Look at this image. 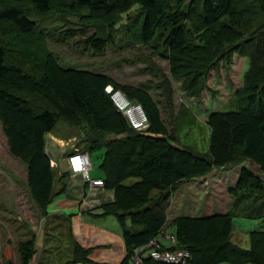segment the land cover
I'll use <instances>...</instances> for the list:
<instances>
[{"label":"trees","instance_id":"1","mask_svg":"<svg viewBox=\"0 0 264 264\" xmlns=\"http://www.w3.org/2000/svg\"><path fill=\"white\" fill-rule=\"evenodd\" d=\"M16 1L18 5L0 0V126L9 155L25 166L30 199L43 217L65 191L70 176H56L45 148L47 135L64 122L84 137L80 152L103 150L102 189L112 192L113 201L100 206L97 216H113L120 227L126 251L120 264H131L136 248L148 247L163 235L172 196L184 183L235 167L240 169L229 190L232 211L176 218L172 223L176 243L166 250H187L192 264H264V232L249 234L248 250L231 241L233 217L264 219V0H26L27 6ZM134 10L142 13L139 42L168 62L169 75L183 80L188 96L200 95L205 73L215 60H230L235 53L248 59L243 84L225 107L228 110L206 118L207 157L181 147L167 132L146 86L122 85L104 74L61 66L43 50L42 36L31 21L32 14L45 18L57 11L62 17H75L81 26H115L123 16L130 19ZM108 41L96 33L84 43L102 54ZM21 47L39 52L38 61L31 51L30 57L23 54ZM106 86L142 107L146 130L129 127L105 93ZM163 95L170 101L166 87ZM131 180L135 181L125 184ZM249 198L260 202L239 205ZM68 233L73 252L65 264H93L90 251L80 248ZM17 253L20 264H31L34 240L20 242ZM3 258L2 264H12L10 244Z\"/></svg>","mask_w":264,"mask_h":264},{"label":"rangeland","instance_id":"2","mask_svg":"<svg viewBox=\"0 0 264 264\" xmlns=\"http://www.w3.org/2000/svg\"><path fill=\"white\" fill-rule=\"evenodd\" d=\"M13 1L18 5L16 0ZM21 4L27 6L26 0H22ZM141 19L142 13L140 10H134L130 13V19L127 20V16H123L115 26H97L94 23L81 26L75 17H62L57 11L45 18L31 15V21L35 23L36 30L42 36L43 50L51 53L58 64L65 68H76L104 74L122 85L146 86L152 99L159 107L161 120L167 132L175 135L176 141L181 147L192 151L194 155L207 157L210 130L205 120L214 111L228 110L225 107H228L227 104L232 95L243 84L244 74L248 69V59L235 53L230 60H215L217 62L214 67L208 69L205 73V85L200 95L197 97L188 96L182 88L183 80H174L169 75L168 62L160 59L155 52L145 48L139 42L138 32ZM69 32L74 33L73 37L69 38V35H67ZM96 33L104 38L107 37V40H111L106 42L102 54L95 53L90 46L84 43L86 39ZM194 42L203 43L198 39H195ZM21 49L23 54L29 57L30 53H27V51H31L32 54L37 56V61L38 57L41 56V54H38L39 52L30 47L28 49L21 47ZM202 53L201 51L196 54L201 55ZM11 56L13 55L11 54ZM166 81L168 84L165 86ZM164 87L171 91L170 101L168 102L163 95ZM46 138V144L49 145V141L53 142L52 148H56L59 153V161L55 162L53 166L56 176L69 173L66 163L62 162L69 152L79 151L84 147V137L77 129L64 122H59L53 132L47 135ZM56 138L62 139V141H57ZM113 138L108 137L107 140ZM102 155L103 150L89 154L92 163L90 170L92 177L97 175L104 178V173L100 169ZM251 168L254 171L257 169L254 166H251ZM239 169L240 167H235L225 171L226 176L214 174L207 180L187 181L184 188L182 186L185 183L181 186V194L189 198V193L192 192L193 187L202 189L198 196V200L201 201V203L198 202L200 206H203V202L209 194L213 199H216L220 208L225 209L230 206L229 203L232 201L228 189L233 186ZM70 179L71 176H69L68 181ZM134 181H127L125 184L128 185ZM195 184L196 186H194ZM93 190H96V188L91 191ZM195 192L197 193V191ZM180 199L182 200V198ZM193 202L196 201L189 200V203L188 201L185 202L187 211L195 205ZM252 202L258 204L260 201L257 199L254 202L253 199L249 198L241 200L239 205L252 204ZM197 212H200V210ZM181 213L182 215H191L190 212L183 211ZM108 220L114 222L112 217ZM233 224L248 232L255 231L259 227L264 230V222L259 223L244 218H234ZM248 224H255L256 228L249 230L251 228ZM58 226L63 227L69 234L66 223L60 222L59 219H46L39 209L33 205L26 184L25 166L9 155L0 126V264L4 262L3 255L7 244H10L11 263H17L16 258H19L17 247L20 242L27 240H34L36 246V255L33 257L31 264H65V254L67 256V253H69L72 257L73 244H70V246L72 245L71 248L66 247L62 250L65 253L61 251L58 253L53 252V256L50 253L52 250L50 246L54 237L50 234L52 229ZM172 229L171 227L168 231H172ZM59 235L61 236V233ZM240 235L241 239L246 240V233H240ZM69 242L71 243L70 240ZM61 243L64 246V241ZM48 252L50 256L47 254Z\"/></svg>","mask_w":264,"mask_h":264},{"label":"crops","instance_id":"3","mask_svg":"<svg viewBox=\"0 0 264 264\" xmlns=\"http://www.w3.org/2000/svg\"><path fill=\"white\" fill-rule=\"evenodd\" d=\"M147 92L152 98L150 92L149 91ZM56 140L62 141V139H57V138ZM51 145L54 144L53 142L49 141V145L46 144L45 148L50 158L51 167H53L55 162L59 161V153L56 151V148H52ZM62 163L65 164L66 159ZM238 173L239 170L236 173L233 186L235 185V182L237 180ZM214 174L215 175L220 174L226 176L225 171L215 170L203 177L191 179V181L195 182V181L207 180ZM70 176L71 179L68 181L65 191L57 195L53 199L52 203L48 206L47 208L48 215L46 219L47 218H51V219L53 218L56 220L59 219L60 222L66 223L68 227V231L71 232V237L73 242L76 243L80 248L90 251L88 258L93 262V264H120L126 255L125 246L121 238L120 227L113 216H108V217L97 216L98 213H100V209H99L100 206L107 203H111L113 201L112 192L99 188L98 189L96 188V190L93 191L90 190L91 191L90 192L88 190L87 185L84 184L83 181H81L82 179L79 176H74L71 174ZM90 177L92 179L103 180V177L97 175L92 177L90 174ZM185 186L186 183L182 187L184 188ZM194 186H196V184ZM182 187L177 189V191L173 194V200L171 202V206L167 213V222L165 224V227L163 228V233L164 232L169 234L174 233V228L172 227V223L178 217L205 218L215 215H225L232 211L233 200L229 203L230 206L229 207L227 206L224 209V208H220L218 202H216V199H213L208 194L206 196L207 199L205 198L203 202L204 203L203 206H200L198 202L201 203V201L198 200V196L200 195L199 192L202 191V189L193 187L192 192L189 193V198H187L181 194ZM232 187H230L228 190H230ZM195 191H197V193ZM180 198H182V200ZM189 200L191 201L195 200L196 202H193L195 205L193 207H190V210L187 211V204L185 202L188 201L189 203ZM198 210H200V212H197ZM183 211L190 212L191 215H182L181 212ZM111 217L114 218V222L108 220ZM234 218H243V217L236 216L233 217V219ZM244 219L251 221H258L259 223L264 222V219H259V220L248 219V218H244ZM248 225L249 228H251L249 230H254V228H256L255 224H248ZM171 227L173 228L172 231H168L169 228ZM65 232H66L65 229L61 226L52 229L50 235L51 236L54 235V237L52 238L53 243L50 246V248L52 249L50 252L51 256L54 255L53 252L58 253L59 251H61L62 253H65L64 251H62L64 250V248L66 247L71 248L72 245L70 246V244H72V242L71 243L69 242L70 240L69 234ZM251 232H264V230L260 229L259 227L255 231L248 232V231H244L243 229H239L233 224V231L231 234L232 243L236 244L237 246H239L244 250H248L249 234ZM59 233H61V236L59 235ZM240 233H246L245 236L246 240L241 239ZM157 240L161 244L162 248L165 250L172 247V245L168 241H166L161 234L159 235ZM62 241H64V246L61 243ZM59 248L60 250H58ZM50 253L48 252L47 254H49L50 256ZM67 254L68 257L65 254V259H64L66 261L70 260L71 258L70 254L69 253ZM16 259H17V263H13V264H20L19 258ZM50 259L52 258L50 257ZM221 264H228V263H221Z\"/></svg>","mask_w":264,"mask_h":264},{"label":"built area","instance_id":"4","mask_svg":"<svg viewBox=\"0 0 264 264\" xmlns=\"http://www.w3.org/2000/svg\"><path fill=\"white\" fill-rule=\"evenodd\" d=\"M104 91L109 95L115 109L124 116L131 129L136 131L147 129L148 121L139 104L131 102L120 90H114L112 86H106ZM66 165L69 173L79 176L89 191L103 187L102 179L90 177L92 163L87 153L78 150L71 151L66 157ZM162 236L172 246L175 245L176 241L173 234L163 233ZM145 260L156 264H192L191 255L187 250H165L157 239L151 240L148 247L136 248L130 262L131 264H143Z\"/></svg>","mask_w":264,"mask_h":264},{"label":"clouds","instance_id":"5","mask_svg":"<svg viewBox=\"0 0 264 264\" xmlns=\"http://www.w3.org/2000/svg\"><path fill=\"white\" fill-rule=\"evenodd\" d=\"M70 174V173H69Z\"/></svg>","mask_w":264,"mask_h":264}]
</instances>
